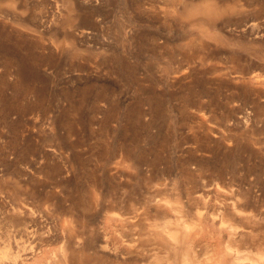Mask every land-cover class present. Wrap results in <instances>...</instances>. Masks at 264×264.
I'll list each match as a JSON object with an SVG mask.
<instances>
[{
  "label": "rangeland",
  "instance_id": "374dc122",
  "mask_svg": "<svg viewBox=\"0 0 264 264\" xmlns=\"http://www.w3.org/2000/svg\"><path fill=\"white\" fill-rule=\"evenodd\" d=\"M236 202L264 259V0H0V246L19 264L34 244L24 264H176L155 230Z\"/></svg>",
  "mask_w": 264,
  "mask_h": 264
},
{
  "label": "bare ground",
  "instance_id": "6f19581e",
  "mask_svg": "<svg viewBox=\"0 0 264 264\" xmlns=\"http://www.w3.org/2000/svg\"><path fill=\"white\" fill-rule=\"evenodd\" d=\"M237 204L238 203L236 202V211H226L223 213V217H220V219L216 216H213L210 219L208 215L211 222L209 220L206 221L207 219L203 218L205 222L202 223L201 217V226L190 225L188 226L187 230L178 228L176 229V231H169L167 234H163L160 232L156 233L155 230L154 240L156 242L158 240V243L160 242V244L164 245V247L170 249L173 252V255L177 256L178 258L180 257L179 255L182 252L183 259L181 260V262H179L178 260V263L176 264H264L263 258H260V260L251 258L248 256V254H246L250 251L245 252V250L242 249L244 242L246 241L245 236L247 235V233L251 234V232L248 231L250 229L247 230L248 227L245 228V226L239 225V222L243 221L244 218L248 220L249 215H242L240 210L238 209L239 206H237ZM250 217L251 216H249L248 221L252 223V221H250ZM235 223L236 227L234 226ZM125 225L127 224H125L124 222V224H122V227H125ZM29 232L31 231L29 230ZM37 237L40 238L39 236ZM37 237L36 240H39L37 239ZM39 241H41V239ZM37 247L38 246L34 244L29 249L25 250L23 257L24 261L21 262L22 264H24L25 261L28 262L29 259L34 257L35 253H37ZM259 247H262V245H259ZM11 249L12 247L10 244L3 247L0 246V264H19V253L18 255H16ZM24 249L25 248H23V250ZM109 249V251L114 252L115 255H121V257H123V255H131L137 252V249L134 248L133 244L125 243L114 245L112 247H109ZM204 249L213 252V254L208 259L201 261L200 255L202 254V250ZM23 250H20V252H22ZM138 253L139 252H137V254ZM65 254L62 253L58 258L55 257V259L49 260L45 264H68L70 258H68ZM246 259L250 260L246 261Z\"/></svg>",
  "mask_w": 264,
  "mask_h": 264
}]
</instances>
